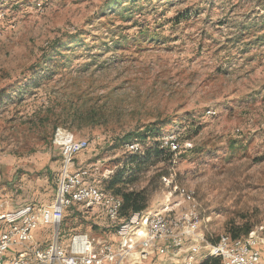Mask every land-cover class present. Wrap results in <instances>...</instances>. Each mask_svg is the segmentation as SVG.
Instances as JSON below:
<instances>
[{"label": "rangeland", "instance_id": "rangeland-1", "mask_svg": "<svg viewBox=\"0 0 264 264\" xmlns=\"http://www.w3.org/2000/svg\"><path fill=\"white\" fill-rule=\"evenodd\" d=\"M68 137L90 139L75 168L102 189L137 193L147 212L195 210L203 247L234 233L259 244L264 0H0V208L54 201ZM60 231L113 227L74 205Z\"/></svg>", "mask_w": 264, "mask_h": 264}, {"label": "built area", "instance_id": "built-area-1", "mask_svg": "<svg viewBox=\"0 0 264 264\" xmlns=\"http://www.w3.org/2000/svg\"><path fill=\"white\" fill-rule=\"evenodd\" d=\"M90 144L89 138L76 137L74 142L58 144L64 163L52 203L29 202L0 213V264H173L187 257H195L197 264V256L205 251H213L219 264H264V242L234 240L207 248L200 238L182 228L176 238H168L174 222L160 223L159 213L152 223L142 222V212L118 219V208L122 206L115 203L114 193L91 181L87 167L75 168L76 155ZM179 146L175 139V147L169 151ZM74 205L100 207L113 232L104 236L76 231L64 241L61 225L67 209ZM45 227L53 234L51 242L42 245L36 233ZM124 230H131V237H124Z\"/></svg>", "mask_w": 264, "mask_h": 264}, {"label": "bare ground", "instance_id": "bare-ground-1", "mask_svg": "<svg viewBox=\"0 0 264 264\" xmlns=\"http://www.w3.org/2000/svg\"><path fill=\"white\" fill-rule=\"evenodd\" d=\"M74 142V138L68 137L67 139H63L61 144ZM177 194L181 197L184 196H191L194 194V191H190L186 189L185 187L176 186L175 189ZM111 192V191H109ZM113 193V192H112ZM184 193H187L186 195ZM115 196V203L120 204L123 206V200L119 196ZM178 202V203H177ZM175 204H168L164 205L160 209H157L156 211H150L147 212L144 209L142 211V222L144 223H152L153 217H156L159 213L160 216V223H163L164 225H172V222H174L172 230L168 231V238H176L177 234H180L181 228L183 231H187L188 235H193L195 238L203 239L204 236L201 238L199 237L201 233L199 232V225L200 222L199 215L195 210H184L179 207L181 204V201L178 200ZM122 208H118V219H128V215H122L121 212ZM124 237H131V230H124ZM251 239H256V237L253 238H240V237H231L229 235H224L221 237L219 241L212 244V248H215V244H222V243H233L235 241H242V240H248L251 241V244H255ZM205 240V239H203ZM261 243L264 242V232L261 237ZM201 261V260H200ZM200 261L197 257V264H200ZM204 262V261H203ZM202 263V261H201ZM173 264H195V257H187L185 259H181L180 263H173Z\"/></svg>", "mask_w": 264, "mask_h": 264}, {"label": "trees", "instance_id": "trees-1", "mask_svg": "<svg viewBox=\"0 0 264 264\" xmlns=\"http://www.w3.org/2000/svg\"><path fill=\"white\" fill-rule=\"evenodd\" d=\"M52 45L53 46H57L58 45L57 41H54ZM149 130L150 131H154V127L150 125L149 126ZM137 134H138L139 137H146V135L144 133H137ZM130 138H131V134L130 133L124 136V139H126V140H129ZM159 148H160V146H159ZM160 149L161 150H165V149H162V148H160ZM134 158L135 157L133 156L131 158V160H134ZM121 174H122L121 170L117 171V173L112 177V179H111V181L109 183V188H111V185H114V183L120 177ZM118 191H120V189H117V191H115L117 193H115V192H113V193H115L116 196H121V195L118 194L119 193ZM122 195H123V197L121 196L122 199H123V206H122V211H121L122 215H125V214H126L125 216L131 215L134 212L142 211L143 209L146 208L145 204L138 203V194L137 193L125 192V193H122ZM250 229L251 228H247L244 233L245 234L248 233V231H250ZM61 233H62V231H61ZM232 236L233 237H240L241 234L234 233ZM218 261L220 262L219 259H214L213 261H211V262L207 261L204 264H217Z\"/></svg>", "mask_w": 264, "mask_h": 264}, {"label": "crops", "instance_id": "crops-1", "mask_svg": "<svg viewBox=\"0 0 264 264\" xmlns=\"http://www.w3.org/2000/svg\"><path fill=\"white\" fill-rule=\"evenodd\" d=\"M25 203H23V204H25ZM2 205L3 204L0 203V206H2ZM16 206H19V205H13L10 208H4V207H2V208H0V213H3L5 211H7V210H11V209L15 208ZM50 232H51V229L49 227L41 228L39 231H37V233H36L37 236L36 237H37L38 240H40V242L42 243V245H45V244H47L49 242L48 240H49ZM197 257H198L199 261H200V258H203L201 256V254H199Z\"/></svg>", "mask_w": 264, "mask_h": 264}]
</instances>
